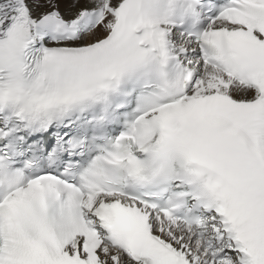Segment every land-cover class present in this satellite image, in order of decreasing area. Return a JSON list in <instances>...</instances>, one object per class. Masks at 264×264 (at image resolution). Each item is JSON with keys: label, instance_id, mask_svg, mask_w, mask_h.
Listing matches in <instances>:
<instances>
[{"label": "snow or ice", "instance_id": "obj_1", "mask_svg": "<svg viewBox=\"0 0 264 264\" xmlns=\"http://www.w3.org/2000/svg\"><path fill=\"white\" fill-rule=\"evenodd\" d=\"M0 264H264V0H0Z\"/></svg>", "mask_w": 264, "mask_h": 264}]
</instances>
